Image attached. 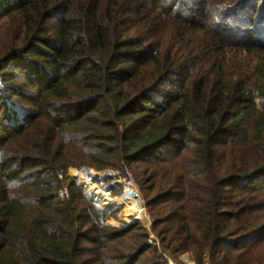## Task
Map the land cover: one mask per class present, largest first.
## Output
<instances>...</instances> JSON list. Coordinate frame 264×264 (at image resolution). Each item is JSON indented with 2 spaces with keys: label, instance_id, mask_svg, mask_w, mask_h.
<instances>
[{
  "label": "trees",
  "instance_id": "16d2710c",
  "mask_svg": "<svg viewBox=\"0 0 264 264\" xmlns=\"http://www.w3.org/2000/svg\"><path fill=\"white\" fill-rule=\"evenodd\" d=\"M0 34V264H168L61 196L122 165L163 252L264 264V0H0Z\"/></svg>",
  "mask_w": 264,
  "mask_h": 264
},
{
  "label": "rangeland",
  "instance_id": "374dc122",
  "mask_svg": "<svg viewBox=\"0 0 264 264\" xmlns=\"http://www.w3.org/2000/svg\"><path fill=\"white\" fill-rule=\"evenodd\" d=\"M247 12H249V10H247ZM127 171H129L130 175H132L133 181L135 183L127 187H132V186L136 187L137 196H134L133 193V198L138 200V207L140 210L143 211L141 220L138 219L137 213L134 214L129 210H127L123 202H119L117 206L104 205V203L98 201L97 197H95L94 195L95 191L105 192L111 198L116 199L118 201L121 200L122 197L125 195L124 194L125 185L128 183V181H126L125 178L127 175L126 173ZM60 179L63 182V186H64V190L61 193L62 197H67V198L69 197L67 187L72 181L82 190L84 196L88 198L87 201L84 200L81 202L82 206L86 210L92 204L95 205V207L100 211H106L108 213H112L113 214L112 217H110L108 221L105 223L107 226L122 229L128 225L139 223L141 226L146 228V230H148V232L150 233L149 242L150 243H153L154 241L156 242V245L158 246L160 253L166 259L168 264H196L193 261V258L190 254L172 256L168 252L162 251L159 240H157L154 234H152L151 232L153 225V218L147 207L145 194L142 191L143 188L141 186L142 179L139 178V174L137 175V172L135 171V167H132V170H129L125 165H122L121 169L118 168L116 170H106L100 172L89 167H82V168L71 167L68 168L65 176H62V174H60ZM86 180L88 181L87 184H85ZM120 181L122 182V185H117V183ZM90 199H92V202H90ZM205 264H209L208 259L206 260Z\"/></svg>",
  "mask_w": 264,
  "mask_h": 264
},
{
  "label": "bare ground",
  "instance_id": "6f19581e",
  "mask_svg": "<svg viewBox=\"0 0 264 264\" xmlns=\"http://www.w3.org/2000/svg\"><path fill=\"white\" fill-rule=\"evenodd\" d=\"M87 183H88V181L86 180L85 184H87ZM133 193H134V196H137V190H136L135 186L127 187L125 195L119 201L116 200V199L111 198L105 192L95 191L94 195H95V197H97V200L100 201V202H103L104 205H109V206L115 205V206H117L119 204V202H123V204L126 207V209L129 210L130 212L134 213V214L137 213L138 214V219L141 220L143 211L139 209L138 200L133 198Z\"/></svg>",
  "mask_w": 264,
  "mask_h": 264
},
{
  "label": "built area",
  "instance_id": "2783aa9c",
  "mask_svg": "<svg viewBox=\"0 0 264 264\" xmlns=\"http://www.w3.org/2000/svg\"><path fill=\"white\" fill-rule=\"evenodd\" d=\"M126 173H127V175H126L125 178H126V181H128V183L125 185V188H124L125 192H126V187L127 186H131V185L135 184L134 181H133V177H132V175H130L129 171H127ZM117 185H122V182L121 181L118 182ZM125 192H124V194H125Z\"/></svg>",
  "mask_w": 264,
  "mask_h": 264
}]
</instances>
